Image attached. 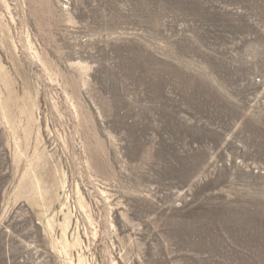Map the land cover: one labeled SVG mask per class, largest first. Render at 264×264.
<instances>
[{
    "label": "rangeland",
    "instance_id": "obj_1",
    "mask_svg": "<svg viewBox=\"0 0 264 264\" xmlns=\"http://www.w3.org/2000/svg\"><path fill=\"white\" fill-rule=\"evenodd\" d=\"M0 264H264V0H0Z\"/></svg>",
    "mask_w": 264,
    "mask_h": 264
}]
</instances>
